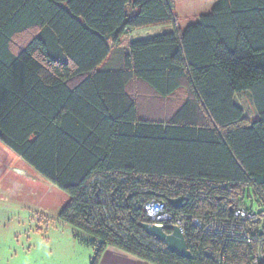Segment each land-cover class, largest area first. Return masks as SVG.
Wrapping results in <instances>:
<instances>
[{
	"label": "trees",
	"instance_id": "16d2710c",
	"mask_svg": "<svg viewBox=\"0 0 264 264\" xmlns=\"http://www.w3.org/2000/svg\"><path fill=\"white\" fill-rule=\"evenodd\" d=\"M176 1L0 0V142L69 197L60 217L95 239L75 235L89 264L107 246L156 264H264V0H217L183 30ZM154 25L173 29L98 69L107 40ZM248 91L253 120L234 102ZM152 199L185 217L190 258L141 229ZM235 209L258 217L249 243L204 232Z\"/></svg>",
	"mask_w": 264,
	"mask_h": 264
},
{
	"label": "rangeland",
	"instance_id": "374dc122",
	"mask_svg": "<svg viewBox=\"0 0 264 264\" xmlns=\"http://www.w3.org/2000/svg\"><path fill=\"white\" fill-rule=\"evenodd\" d=\"M216 2L217 0H177L174 14L178 26L183 28L191 24V20L199 19ZM162 28L173 29L171 25H154L140 27L138 30L153 35ZM19 41L21 40L17 38L14 42ZM154 96L160 100L157 95ZM249 96V91L236 93L234 102L245 109L249 116H253L255 111ZM68 200L69 197L64 192L42 178L0 142V258L7 256L8 259L17 261L19 256L27 254L31 257L34 252L39 251L48 261L53 259L51 251L54 244L65 251L69 249H65L66 243L75 240V235L95 242V239L75 230L60 217ZM245 204L251 207L247 199ZM252 206V211L257 212L255 204ZM85 247L83 250L86 251ZM78 257L80 256L77 255Z\"/></svg>",
	"mask_w": 264,
	"mask_h": 264
},
{
	"label": "crops",
	"instance_id": "0c3cea01",
	"mask_svg": "<svg viewBox=\"0 0 264 264\" xmlns=\"http://www.w3.org/2000/svg\"><path fill=\"white\" fill-rule=\"evenodd\" d=\"M198 20L194 19L191 20V24H187L185 27L180 28V30L185 29L188 25L195 24ZM172 31V29L167 30L166 28H162L161 30L152 34H144L141 32V30L132 29L129 30L126 35H124L121 39L119 44L114 43L112 40H107V44L110 48L109 55L107 56L106 60L98 67V69L107 68L106 65H108L107 60L113 59V62L115 63L116 60L119 57L120 50H123L124 48V42L130 39H140V38H147L152 37L158 34H162L164 32ZM128 35V36H127ZM110 69V68H107ZM139 85V84H138ZM145 87L146 91L149 89L146 86H140L139 89H144ZM250 97V96H249ZM252 102V101H251ZM254 108V105H253ZM245 111V109H244ZM255 111V108H254ZM256 112L253 116H249L247 113V117H249V120H253L256 117ZM26 164V163H25ZM74 241V242H73ZM69 240L65 245V251L61 248H57V244L53 245L51 254L53 256L52 260H45L43 258V253L36 251L31 257H28L27 254L19 256L18 260H12L8 259V257L0 258V264H89L92 255L94 253V250L90 247H85L80 244H78L75 240ZM83 247L87 249L86 251L83 250ZM30 252V250H29ZM27 251V253H29ZM77 255L80 257L77 258ZM16 258V256H14ZM98 264H156L144 257L138 256L134 253L128 252L126 250L120 249L115 246H107L103 252L101 253V256L99 258Z\"/></svg>",
	"mask_w": 264,
	"mask_h": 264
},
{
	"label": "built area",
	"instance_id": "2783aa9c",
	"mask_svg": "<svg viewBox=\"0 0 264 264\" xmlns=\"http://www.w3.org/2000/svg\"><path fill=\"white\" fill-rule=\"evenodd\" d=\"M138 204L141 212L140 224H148L156 227H162L167 233H170V231L166 230L165 228L172 226L177 227L180 229V231L184 236L185 228H186V219L182 214L176 215L172 211L171 207H168L166 203L157 201L155 199L149 201H140V203ZM257 220L258 217L256 214L245 211L244 209H235L233 210V215L231 220H228L226 222L211 221L205 224L203 228H204V232L206 233L225 235L249 243L251 237L248 234L244 226V223L256 222ZM192 222L194 226L201 227V223L198 220H193ZM141 229L143 230L142 227ZM155 240L158 241L157 239ZM205 251L206 253L210 252L209 249H206ZM214 257L216 261L221 259V255H219V253L215 254ZM183 259H187V258H183Z\"/></svg>",
	"mask_w": 264,
	"mask_h": 264
},
{
	"label": "water",
	"instance_id": "95a60500",
	"mask_svg": "<svg viewBox=\"0 0 264 264\" xmlns=\"http://www.w3.org/2000/svg\"><path fill=\"white\" fill-rule=\"evenodd\" d=\"M169 203L173 208H179L182 204V198L171 199ZM141 227L149 236L165 244L170 252L179 257L190 258V253L186 248L185 238L179 228L173 226L165 228L170 231V233H167L162 227L148 224H141Z\"/></svg>",
	"mask_w": 264,
	"mask_h": 264
}]
</instances>
